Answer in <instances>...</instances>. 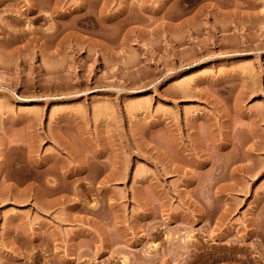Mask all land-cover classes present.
Here are the masks:
<instances>
[{
	"label": "rangeland",
	"instance_id": "1",
	"mask_svg": "<svg viewBox=\"0 0 264 264\" xmlns=\"http://www.w3.org/2000/svg\"><path fill=\"white\" fill-rule=\"evenodd\" d=\"M0 264H264V0H0Z\"/></svg>",
	"mask_w": 264,
	"mask_h": 264
}]
</instances>
